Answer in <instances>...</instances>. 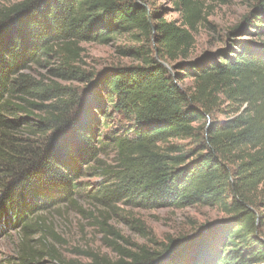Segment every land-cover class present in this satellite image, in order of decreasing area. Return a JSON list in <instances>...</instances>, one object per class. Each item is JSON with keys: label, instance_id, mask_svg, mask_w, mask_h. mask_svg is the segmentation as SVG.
<instances>
[{"label": "trees", "instance_id": "obj_1", "mask_svg": "<svg viewBox=\"0 0 264 264\" xmlns=\"http://www.w3.org/2000/svg\"><path fill=\"white\" fill-rule=\"evenodd\" d=\"M150 1L23 0L0 10V233L19 234L16 264H264V42L236 39L217 59L189 62L201 9L175 0L181 27L147 11ZM256 8L243 18L244 33L261 39L264 0ZM121 35L140 44L124 49L140 65L98 76L79 68V44L109 45ZM150 44L158 60L143 51ZM33 65L64 83L93 84L80 94L31 76ZM181 78L192 80L189 93ZM109 110L128 128L103 142ZM219 113L228 117L216 123ZM104 152L115 154V165L103 171L108 182L97 200L214 207L226 218L161 253L141 247L118 249L116 260H63L46 215L74 204L77 180Z\"/></svg>", "mask_w": 264, "mask_h": 264}, {"label": "rangeland", "instance_id": "obj_2", "mask_svg": "<svg viewBox=\"0 0 264 264\" xmlns=\"http://www.w3.org/2000/svg\"><path fill=\"white\" fill-rule=\"evenodd\" d=\"M23 0H0V10L7 9ZM201 9L200 19L192 32L194 47L188 59L194 61L205 55L214 56L216 59L222 52H228L233 45V40L243 39L249 42H264V37L257 39L254 35L244 33L243 18L251 11L258 13L256 2L258 0H192ZM146 10L156 11L161 17L173 22L177 26H184L183 14L175 6V0H151ZM260 12V11H259ZM185 27V26H184ZM245 31H239L243 28ZM140 44L128 35L118 36L109 45L94 43H81L79 48L78 66L87 73L97 76L117 67H133L141 64L137 57L125 55L124 49H137ZM157 56L153 44L146 45L143 50ZM157 59V58H156ZM158 60V59H157ZM182 61H167L166 68L181 63ZM162 64V63H161ZM183 74L182 71H177ZM28 73L44 82L53 80L61 84L77 88L80 94L93 83L77 81L61 82L50 72V67L31 66ZM178 86L186 93L192 89V80L181 78ZM111 115L103 128L101 140L109 142L111 132L127 130L128 125L121 121L116 113L108 111ZM225 112V111H224ZM22 117V116H19ZM228 116L219 113L215 116L216 123L223 122ZM188 143L185 145L189 149ZM115 154L104 152L99 162L92 165L78 182L77 195L74 204H65L55 208L46 215L52 224L55 238H49L50 244L56 249L65 261L80 263L90 262L92 255L107 256L112 260L121 257L118 249L123 252H135L141 247L161 253L164 246L180 239L196 238L202 234L208 225L220 224L225 215L214 207L195 206L183 209H143L134 204L123 201L103 203L96 195L99 186L108 179L103 176L107 168H114ZM104 185V184H103ZM264 193V184L260 189ZM115 233L116 236L111 235ZM19 243V234L8 229L0 233V264H16V250ZM163 251L159 259L164 262L172 253ZM48 261L39 262L47 264Z\"/></svg>", "mask_w": 264, "mask_h": 264}]
</instances>
